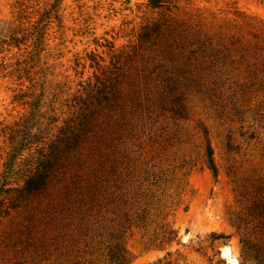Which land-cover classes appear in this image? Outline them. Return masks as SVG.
<instances>
[{"label":"rangeland","instance_id":"374dc122","mask_svg":"<svg viewBox=\"0 0 264 264\" xmlns=\"http://www.w3.org/2000/svg\"><path fill=\"white\" fill-rule=\"evenodd\" d=\"M26 117L77 145L19 197ZM0 200V264H264V0H0Z\"/></svg>","mask_w":264,"mask_h":264},{"label":"trees","instance_id":"16d2710c","mask_svg":"<svg viewBox=\"0 0 264 264\" xmlns=\"http://www.w3.org/2000/svg\"><path fill=\"white\" fill-rule=\"evenodd\" d=\"M148 1L153 5H159L162 0ZM105 85L102 87L96 86L94 89L91 88L92 90L88 92V97L84 99L85 102H82L83 105L87 107L88 103H93L92 105H94L96 112L98 106L101 104V101L110 102L111 96H109L110 93H108L109 88H107V85ZM92 98L96 100L95 104L92 101ZM85 107L83 109L87 110L88 108ZM82 119L85 121L92 120V118L88 120L87 113L85 112L82 115ZM28 120L29 118L26 117V119L10 128L8 137L10 143V153L6 158L7 161L5 162V169L1 175V178L4 181L11 174H17V172L22 168H18L16 170L15 168L21 165V162L24 158L23 154L28 153L30 156V164L23 170V176L21 178L22 183L17 187L7 188L9 190H15L19 197L23 196L24 194L42 190L48 184V182L55 178L60 179L61 175L63 174V171L61 170V164L64 155L67 152L74 150L77 145V136H69V130L66 131V135L62 139H55L54 141H51L53 143H48V145L44 144L41 137H35L36 132L32 131L33 126L28 124ZM81 124H83V122ZM67 132L69 134H67ZM32 149L33 151H31ZM13 199V201H10L11 206L16 205L18 200L17 197H14ZM1 203L2 201L0 200V213L4 211V209L1 208Z\"/></svg>","mask_w":264,"mask_h":264},{"label":"bare ground","instance_id":"6f19581e","mask_svg":"<svg viewBox=\"0 0 264 264\" xmlns=\"http://www.w3.org/2000/svg\"><path fill=\"white\" fill-rule=\"evenodd\" d=\"M223 253L227 256L228 261H232L233 256L229 254L228 249H224Z\"/></svg>","mask_w":264,"mask_h":264}]
</instances>
